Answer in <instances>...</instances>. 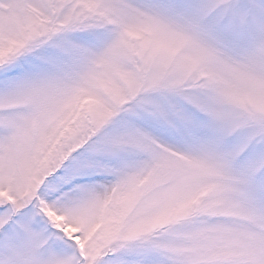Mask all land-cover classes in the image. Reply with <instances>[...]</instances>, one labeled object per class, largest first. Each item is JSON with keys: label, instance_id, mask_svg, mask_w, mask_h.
<instances>
[{"label": "snow or ice", "instance_id": "obj_1", "mask_svg": "<svg viewBox=\"0 0 264 264\" xmlns=\"http://www.w3.org/2000/svg\"><path fill=\"white\" fill-rule=\"evenodd\" d=\"M0 264H264V0H0Z\"/></svg>", "mask_w": 264, "mask_h": 264}]
</instances>
